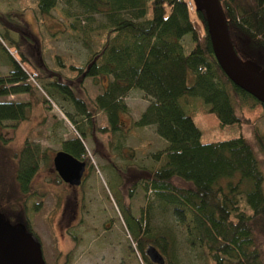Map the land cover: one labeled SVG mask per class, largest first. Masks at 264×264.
I'll list each match as a JSON object with an SVG mask.
<instances>
[{"label": "trees", "instance_id": "16d2710c", "mask_svg": "<svg viewBox=\"0 0 264 264\" xmlns=\"http://www.w3.org/2000/svg\"><path fill=\"white\" fill-rule=\"evenodd\" d=\"M58 1L37 0L36 18H48ZM62 1L65 5L75 4L85 18L102 16L106 22L103 27L113 36L92 52L83 66L62 65L57 59L58 66L66 67L74 77L49 74L52 80L44 86L46 95H58L87 120L91 119L92 107L102 111L107 126L99 131L115 135L122 132L119 118L127 112L123 98L138 90L148 105L134 122L135 127H153L166 142L165 151L153 155L157 165L138 168L127 188L131 192L140 180L150 194L139 218L133 216L118 187L116 205L140 260L151 264L144 251L152 245L168 264L176 262L173 229L155 225L157 217L167 216L183 233L187 246L199 250L208 264H264V163L260 158L264 156L263 135L254 131L253 140L240 136L203 143L192 117L180 103L186 98H201L221 126L249 125L247 117L237 114L244 105L264 109L235 86L219 66L202 8L195 10L203 25L199 31L186 0ZM219 2L241 62H250L264 71V0ZM11 21L6 14H0V27ZM77 24L75 21L69 27L76 29ZM186 35L191 38L187 53L183 46ZM8 41L7 31L0 33V51L9 67L8 76L0 77V97L26 94L29 100L0 101V141L4 122H12L15 129L29 119L33 105L48 102L46 98L38 100L35 85L30 82L33 74L35 81L41 79L38 67L18 44H14L12 52L6 48L4 43ZM84 79L101 88L93 99L83 100L75 93L73 81L81 83ZM65 115L76 123L68 112ZM75 129L79 135L63 141L61 151L82 161L86 157L82 143L85 133ZM13 158L20 198L0 204V219L11 225L22 224L37 237L31 228L27 202L33 194L32 180L46 155L26 141ZM54 181L61 183L57 175ZM39 205H34L33 210ZM69 263L70 253L62 264Z\"/></svg>", "mask_w": 264, "mask_h": 264}, {"label": "rangeland", "instance_id": "374dc122", "mask_svg": "<svg viewBox=\"0 0 264 264\" xmlns=\"http://www.w3.org/2000/svg\"><path fill=\"white\" fill-rule=\"evenodd\" d=\"M186 1L190 17L201 31L203 25L195 14V10L201 7L200 1ZM36 6L37 0H0V14L12 18L9 25L0 27V33L7 31L10 38L4 46L12 52L14 44H18L26 57L38 67L41 79L35 81L33 74L30 75V82L35 85L38 100H48L45 104L33 105L29 119L15 129L12 122L3 123L0 204L20 198L15 183L16 162L13 156L20 152L26 141L37 145L45 153L46 161L40 163L32 180L33 194L27 207L31 228L40 241L45 263L62 264L65 255L70 253L69 264H144L116 205L118 187L133 216L139 218L148 205L150 194L140 180L131 192L127 188L134 181L138 168L157 165L153 155L165 151L166 142L158 137L153 127H135L134 122L148 105L147 98L138 90L130 91L123 98L127 112L120 115L122 132L115 135L99 131L107 126L102 111L92 107L91 119L87 120L58 95H46L44 86L52 80L48 78L49 74H58L65 79L74 77L66 67L58 66L57 59L62 65L83 66L88 56L98 51L113 34L103 27L106 22L102 16L85 18L75 4L65 5L59 0L50 16L42 21L35 16ZM75 21L77 28L71 29L69 25ZM184 38V52L187 53L191 49V38L189 35ZM245 67L264 82L263 70L250 62L245 63ZM8 73L9 67L0 51V77L5 78ZM79 83L73 81L77 97L83 100L93 99L101 91L100 86L89 79ZM28 100L26 94L0 97V101ZM180 103L192 117L203 143L240 136L253 140L254 131L264 138V109L260 105H244L237 109L238 115L249 119V125L221 126L201 98H186ZM65 112L74 118L75 124L68 120ZM75 128L85 133L82 140L86 150V157L82 160L85 163L82 183L78 187L62 181L56 184L54 178L57 174L52 159L62 150L63 141L79 135ZM260 158L264 163V156L260 155ZM36 204L40 205L34 211ZM241 204L244 206L243 201ZM155 225L158 228L170 226L176 235L177 256L173 264H208L199 250L187 246L183 233L167 216L157 217ZM164 264H168L166 259Z\"/></svg>", "mask_w": 264, "mask_h": 264}, {"label": "water", "instance_id": "95a60500", "mask_svg": "<svg viewBox=\"0 0 264 264\" xmlns=\"http://www.w3.org/2000/svg\"><path fill=\"white\" fill-rule=\"evenodd\" d=\"M215 58L230 81L264 106V82L241 62L232 45L219 0H199ZM59 179L72 187L82 183L85 163L59 151L52 159ZM151 264H164L162 254L152 245L144 251ZM0 264H45L40 241L22 224L0 219Z\"/></svg>", "mask_w": 264, "mask_h": 264}]
</instances>
